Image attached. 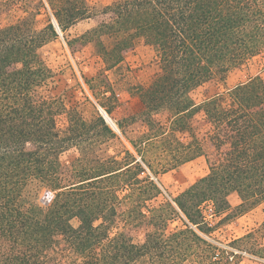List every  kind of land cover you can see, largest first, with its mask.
I'll use <instances>...</instances> for the list:
<instances>
[{
    "label": "trees",
    "instance_id": "obj_1",
    "mask_svg": "<svg viewBox=\"0 0 264 264\" xmlns=\"http://www.w3.org/2000/svg\"><path fill=\"white\" fill-rule=\"evenodd\" d=\"M16 11L0 0V264H161L184 243H205V202L222 222L264 202V67L226 84L264 48V0H62ZM55 22L71 52L106 70L139 51L153 68L133 69L120 93L101 77L91 87L99 99H43ZM198 158L210 171L201 184L143 209L158 175ZM116 184L137 193L136 205L118 210ZM173 206L182 230H167Z\"/></svg>",
    "mask_w": 264,
    "mask_h": 264
},
{
    "label": "rangeland",
    "instance_id": "obj_2",
    "mask_svg": "<svg viewBox=\"0 0 264 264\" xmlns=\"http://www.w3.org/2000/svg\"><path fill=\"white\" fill-rule=\"evenodd\" d=\"M14 1L17 5L16 13L19 16L43 8L49 11L50 8H58L62 3V0ZM86 1L94 4L97 0ZM42 52L54 74L50 81L37 90L38 95L49 100L60 97L69 104L86 98L99 99L100 94L92 91L91 87L97 84L101 77L108 79L118 93L123 92L133 84V69L142 66L153 68L154 62L151 56L139 51L114 68L106 70L97 56L86 57L80 52H71L60 33L43 48ZM263 67L264 48L255 55L244 57L230 74L226 84L230 86L242 83ZM107 120L109 121L108 118ZM109 123L116 129L110 121ZM209 173V167L204 158L195 159L161 173L157 179L153 180L158 191L155 192L154 198L143 203V209L148 210L167 202L171 203L172 199L180 197L190 187L201 184ZM116 187L119 191L117 205L119 211H126L136 205V192L126 186L120 187L119 184H116ZM52 195L45 192L41 197L42 202L49 201ZM173 207L174 211L167 223V230H182L184 229L183 216L175 206ZM202 213L204 220L202 228L206 234H198L205 243L197 240L184 243L178 252L167 256L161 264H218L211 259L216 248L226 252L221 264H264V202L246 213L223 222L210 201L202 205ZM130 264L152 263L146 256Z\"/></svg>",
    "mask_w": 264,
    "mask_h": 264
},
{
    "label": "water",
    "instance_id": "obj_3",
    "mask_svg": "<svg viewBox=\"0 0 264 264\" xmlns=\"http://www.w3.org/2000/svg\"><path fill=\"white\" fill-rule=\"evenodd\" d=\"M55 24H56V22H55ZM56 27H57L58 32L60 33V30H59L57 24H56ZM104 115L109 119V121L111 122V124L114 125V124L112 123V121L110 120V118H109L105 113H104Z\"/></svg>",
    "mask_w": 264,
    "mask_h": 264
},
{
    "label": "built area",
    "instance_id": "obj_4",
    "mask_svg": "<svg viewBox=\"0 0 264 264\" xmlns=\"http://www.w3.org/2000/svg\"><path fill=\"white\" fill-rule=\"evenodd\" d=\"M226 255V254H225Z\"/></svg>",
    "mask_w": 264,
    "mask_h": 264
}]
</instances>
